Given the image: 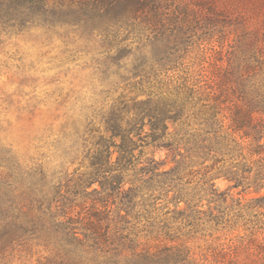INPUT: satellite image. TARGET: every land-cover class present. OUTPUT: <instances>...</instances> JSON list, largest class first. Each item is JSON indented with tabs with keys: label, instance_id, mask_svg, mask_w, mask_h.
Returning a JSON list of instances; mask_svg holds the SVG:
<instances>
[{
	"label": "trees",
	"instance_id": "16d2710c",
	"mask_svg": "<svg viewBox=\"0 0 264 264\" xmlns=\"http://www.w3.org/2000/svg\"><path fill=\"white\" fill-rule=\"evenodd\" d=\"M126 1L134 39L113 63L131 70L105 74L100 111L58 140L68 170L0 149V262L40 247L44 264H264V0ZM206 29L211 72L186 64ZM239 228L242 249L195 245Z\"/></svg>",
	"mask_w": 264,
	"mask_h": 264
},
{
	"label": "rangeland",
	"instance_id": "374dc122",
	"mask_svg": "<svg viewBox=\"0 0 264 264\" xmlns=\"http://www.w3.org/2000/svg\"><path fill=\"white\" fill-rule=\"evenodd\" d=\"M16 7L48 8L45 14H32L25 22ZM131 7L126 0L120 5L116 0H47L38 5L0 0V149H12L28 165L48 162L50 172L58 179L68 170L61 156L68 145L60 147L58 140H63L66 129L79 124L88 113L100 111L106 90L112 88L105 74L127 76V69L131 70L130 64L113 63L119 55L116 43L134 39L128 18ZM205 31L202 48H193L186 64L198 69L195 63L205 55L204 66L211 72L218 65L219 55L212 52L207 41L210 32ZM201 35L197 32V37ZM197 37L190 38L189 46ZM212 47L221 49L218 43ZM161 157L165 158L164 152L157 154ZM215 183L221 191L230 186L222 179ZM232 193L239 197V191ZM256 196L249 192L241 198L248 204ZM262 233L260 239L264 240ZM245 234L239 228L229 235H199L195 245L203 250L215 243L242 249L240 238ZM47 256L40 247H20L0 264H44Z\"/></svg>",
	"mask_w": 264,
	"mask_h": 264
}]
</instances>
